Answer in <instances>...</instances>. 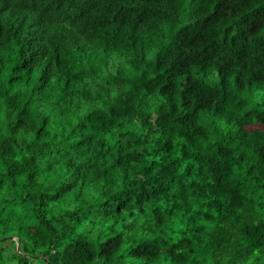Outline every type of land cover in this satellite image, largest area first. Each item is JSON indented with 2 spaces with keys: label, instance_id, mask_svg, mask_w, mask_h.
<instances>
[{
  "label": "clouds",
  "instance_id": "obj_1",
  "mask_svg": "<svg viewBox=\"0 0 264 264\" xmlns=\"http://www.w3.org/2000/svg\"><path fill=\"white\" fill-rule=\"evenodd\" d=\"M0 264H264V0H0Z\"/></svg>",
  "mask_w": 264,
  "mask_h": 264
}]
</instances>
